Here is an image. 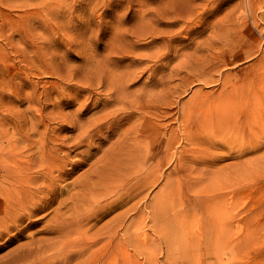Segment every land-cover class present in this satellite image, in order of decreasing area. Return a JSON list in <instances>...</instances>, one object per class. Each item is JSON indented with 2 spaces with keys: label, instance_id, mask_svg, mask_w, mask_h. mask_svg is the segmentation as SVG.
Masks as SVG:
<instances>
[{
  "label": "rangeland",
  "instance_id": "1",
  "mask_svg": "<svg viewBox=\"0 0 264 264\" xmlns=\"http://www.w3.org/2000/svg\"><path fill=\"white\" fill-rule=\"evenodd\" d=\"M182 105L194 110L182 114ZM206 113L213 127L197 135L209 139L186 145L181 127ZM135 122L149 133L147 167L161 176L120 171L121 187L131 180L121 193L138 188L89 223L101 226L134 204L119 230L130 252L121 264H264V0H0V185L6 162L29 166L44 192L61 185L34 218L47 215L0 259L30 237L52 236L38 230L111 151L126 159ZM43 146L62 162L54 177L44 172ZM179 150L200 162L175 171ZM162 153L168 159L158 167ZM197 187L209 191L194 198ZM172 189L176 203L169 198L159 212L157 198ZM176 215L179 233L165 223Z\"/></svg>",
  "mask_w": 264,
  "mask_h": 264
},
{
  "label": "bare ground",
  "instance_id": "2",
  "mask_svg": "<svg viewBox=\"0 0 264 264\" xmlns=\"http://www.w3.org/2000/svg\"><path fill=\"white\" fill-rule=\"evenodd\" d=\"M192 107L185 108L182 105L180 113L193 111ZM110 122L113 123L114 120ZM211 127H213V115L209 113L198 116L196 126L185 123L181 127V132L184 134L186 145L192 142L193 145L197 146L201 140H208V137L199 138L197 132L208 131V128ZM141 135L144 138L139 140L138 137ZM177 137L178 132L173 130L166 141L164 151L167 150L169 158H171L173 141ZM149 141V133L143 134L142 123L139 125L138 122H135L132 131L128 132L123 140L126 159L116 158V152L111 151L108 156H105L106 159L102 167L93 168L91 173L85 177L84 182H76L75 187H81L79 189L80 194L77 196L70 194L69 197L60 200L54 216L38 230V232L49 233L52 236L41 238L40 241L30 237L26 243L17 244L14 250L2 256L0 264H121V253L124 252L129 256L130 252L129 245L122 243L118 238L119 230L129 212L135 210L134 204L129 205L121 212L120 216L115 215L101 226L97 225L94 228L89 226V223L92 220L99 223L103 212L114 210L118 206L121 207L123 202L127 203L132 198L130 192L138 188L139 183L136 185L131 184L124 193H121L120 189L125 183L130 184L131 180L128 178L121 187L120 171L125 176L132 172L138 174L142 171L143 175L146 176L153 173L154 178L161 176L158 168L150 170L147 167V164L153 161V156L150 157L152 148H149ZM40 152L42 166L46 174L52 176L55 170L62 169V162L59 157H54L51 152H48L46 146L41 147ZM182 153L183 151L180 152L179 150L176 156L179 165L175 171L178 169L179 172L187 171L184 161L193 162L194 164L200 162L195 157L185 159L181 155ZM154 158L157 160L158 167L161 166L163 160L168 159L163 153L154 156ZM210 162L209 160L205 170ZM76 164L80 165L78 162ZM120 165L126 168H121ZM14 166L11 162H6V178L0 185V249L8 247L23 238L26 230L38 223L47 214L39 218L34 217L42 210L46 211L47 207L56 201L57 194L52 192L57 189V191H61V185L50 183L46 184L50 192H44L45 186L37 187L34 185L38 175L34 173L30 175L29 166H21L10 170ZM150 179V177H147L142 184L145 185ZM142 184H140L141 187ZM69 186H74V183L69 184ZM172 190L176 192L169 193L168 191L157 198L156 208L159 212H164L169 207V198L172 203H176L173 195L177 194V190ZM68 191L70 192V190ZM192 191H194V198H199L201 195H206L209 189L197 187ZM62 193L66 194L67 191ZM107 198H110L109 206L105 203ZM204 203L205 207L210 208L213 214L211 200L206 199ZM69 211L72 212L69 213ZM26 220L24 226H21L22 222ZM167 222L171 223L170 228L179 233L181 230L179 226L182 224L180 216L176 215L173 220H165V223ZM162 224H164V221ZM3 238L4 240L1 241ZM167 241L173 242L172 239ZM128 242L132 243V239H129Z\"/></svg>",
  "mask_w": 264,
  "mask_h": 264
}]
</instances>
